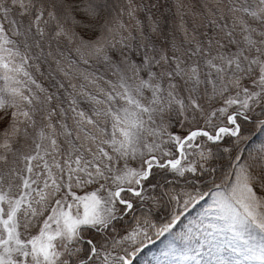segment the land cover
<instances>
[{
    "label": "snow or ice",
    "instance_id": "obj_1",
    "mask_svg": "<svg viewBox=\"0 0 264 264\" xmlns=\"http://www.w3.org/2000/svg\"><path fill=\"white\" fill-rule=\"evenodd\" d=\"M257 132L264 0H0V264H264Z\"/></svg>",
    "mask_w": 264,
    "mask_h": 264
},
{
    "label": "trees",
    "instance_id": "obj_2",
    "mask_svg": "<svg viewBox=\"0 0 264 264\" xmlns=\"http://www.w3.org/2000/svg\"><path fill=\"white\" fill-rule=\"evenodd\" d=\"M255 140L253 143V147L258 146V144L261 141H264V133H254ZM199 211V208H197L195 211H193L192 216L196 215V212ZM191 218V217H190ZM167 244V241H164V243H158L155 248H152L151 251L146 252L140 257V264H156V258L163 259L161 256V251L165 249V245Z\"/></svg>",
    "mask_w": 264,
    "mask_h": 264
}]
</instances>
